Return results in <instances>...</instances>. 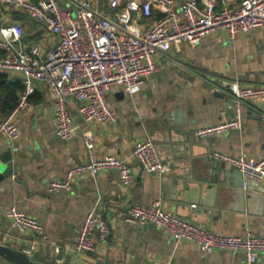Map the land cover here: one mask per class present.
I'll return each mask as SVG.
<instances>
[{
  "label": "crops",
  "instance_id": "0c3cea01",
  "mask_svg": "<svg viewBox=\"0 0 264 264\" xmlns=\"http://www.w3.org/2000/svg\"><path fill=\"white\" fill-rule=\"evenodd\" d=\"M92 1L107 8V0ZM61 2L69 5L68 0ZM221 4L222 0L218 7ZM162 14L163 9L154 6L150 20ZM16 20L24 25L25 44L39 42L45 50L55 41L45 25L0 2V26ZM5 53L0 49V56ZM156 58L158 71L148 75L136 92L128 93L119 85L107 92L118 113L116 120L86 121L78 101L70 99L73 120L79 124L70 139L57 135L52 94L45 82L36 81L31 104L16 115L19 136L11 139L0 133V164L11 166L0 177L1 243L30 249L34 259L46 264H245L243 251H203L195 241L175 239L159 225L129 221L126 213L135 202L159 200L165 208L214 231L264 235V178L252 181V189H247L242 173H228L232 164L210 155L219 149L262 158L264 106L245 102L238 129L209 137L196 134L199 126L234 115V97L216 90V79L264 85V24L232 40L224 30L212 32L198 43L173 45ZM0 73L5 77L0 80L2 119L17 103L24 85L21 74ZM87 130L94 134L96 153L131 162L135 180L130 187L122 184L117 169L110 168L77 177L70 190L49 188L50 180L64 177L72 164L88 159ZM147 136L154 138L161 157L171 164L170 171L151 172L132 154L135 142ZM7 153L8 161L1 160ZM253 189L258 195L248 197ZM11 205L38 217L48 238L14 228L6 213ZM90 209L103 211L111 233L95 251L77 254L72 245ZM0 264L9 263L0 257ZM259 264H264V251Z\"/></svg>",
  "mask_w": 264,
  "mask_h": 264
},
{
  "label": "built area",
  "instance_id": "2783aa9c",
  "mask_svg": "<svg viewBox=\"0 0 264 264\" xmlns=\"http://www.w3.org/2000/svg\"><path fill=\"white\" fill-rule=\"evenodd\" d=\"M68 1L69 5L62 4L61 0H0L45 25L55 39L44 50L39 42L25 44L22 22L9 21L0 26V49L6 51L0 56V70L21 74L24 85L16 105L0 119V133L11 139L19 136L16 115L31 104L36 81L45 82L52 94L57 135L70 139L79 128L71 114L70 99L78 101L79 111L86 121L116 120L118 113L107 92L112 85H119L128 93L136 92L148 75L158 71V54L182 42L198 43L207 34L220 30L226 31L227 38L232 40L239 33L264 24V0H239L234 4L222 0L220 7V0H107V8L92 0ZM154 6L162 8L163 14L150 20ZM139 16L148 19L141 20ZM214 87L233 95L234 115L199 126L196 134L200 137L240 128L244 103L264 101V85L221 78L216 79ZM84 140L90 150L88 159L72 164L64 177L50 180V189L70 190L77 177L110 168L119 171L124 186L133 184L135 173L128 159L96 153L95 137L90 130L84 132ZM132 154L151 172L171 170V164L161 157L152 136L138 139ZM210 155L237 167L244 175L245 186L249 178H264V156L255 159L244 152L232 154L219 149ZM6 213L17 230H32L43 239L48 238L38 217L16 205L9 206ZM126 219L159 225L175 239L195 241L203 251H243L245 264H259L264 251V235L217 232L174 213L159 200L150 204L133 203ZM110 233L111 224L103 211L90 209L72 251L77 254L95 251L98 242L106 240Z\"/></svg>",
  "mask_w": 264,
  "mask_h": 264
},
{
  "label": "water",
  "instance_id": "95a60500",
  "mask_svg": "<svg viewBox=\"0 0 264 264\" xmlns=\"http://www.w3.org/2000/svg\"><path fill=\"white\" fill-rule=\"evenodd\" d=\"M260 104H262V106H264V101L260 102ZM9 155L8 153L5 154L4 156L1 157V160L3 161H8ZM11 166L7 165L6 167H2L0 164V177H2L4 174H6L7 172L10 171ZM228 173L235 175L238 174L240 175L242 172H240V170L238 168H236L234 165L231 166L230 171H228ZM242 175V185H244V175L243 173ZM252 181H258L257 179H253V178H249L247 180L246 183V188L247 189H252L251 187V182ZM263 185L258 186V188L260 189ZM256 192H258V190L253 189L252 191H249L248 193V197H250L252 195V197L258 195ZM0 257L5 259L9 264H46V263H42L36 259L33 258L32 254H30L28 251L21 249V248H17L5 243H1L0 242Z\"/></svg>",
  "mask_w": 264,
  "mask_h": 264
},
{
  "label": "trees",
  "instance_id": "16d2710c",
  "mask_svg": "<svg viewBox=\"0 0 264 264\" xmlns=\"http://www.w3.org/2000/svg\"><path fill=\"white\" fill-rule=\"evenodd\" d=\"M2 79H5V77H4V75H2V73H0V80H2ZM15 105H16V104H15ZM15 105H14V106H15ZM14 106H13V107H14Z\"/></svg>",
  "mask_w": 264,
  "mask_h": 264
}]
</instances>
